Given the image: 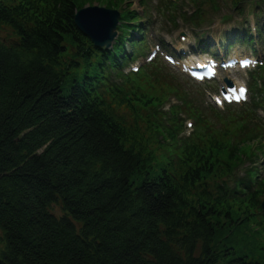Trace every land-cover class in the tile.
I'll return each mask as SVG.
<instances>
[{
    "label": "trees",
    "instance_id": "trees-1",
    "mask_svg": "<svg viewBox=\"0 0 264 264\" xmlns=\"http://www.w3.org/2000/svg\"><path fill=\"white\" fill-rule=\"evenodd\" d=\"M89 2L0 0V264H264V180L254 186L252 170L264 146L246 165L225 141L231 130L250 138L241 147L263 140L247 119L260 120L264 67L251 76L249 102L226 109L225 135L203 137L199 121L194 140L179 142L151 124L153 107L145 112L167 95L164 66L125 74L145 41L122 27L111 49H96L73 21ZM244 2L220 0L208 14L229 6L242 16ZM169 3L160 15L185 21ZM262 10L256 0L257 40ZM247 31H235V41L251 42ZM129 78L137 85L127 90Z\"/></svg>",
    "mask_w": 264,
    "mask_h": 264
},
{
    "label": "rangeland",
    "instance_id": "rangeland-1",
    "mask_svg": "<svg viewBox=\"0 0 264 264\" xmlns=\"http://www.w3.org/2000/svg\"><path fill=\"white\" fill-rule=\"evenodd\" d=\"M163 1L164 0H120L117 7L113 9L108 8L109 10H116L119 15H122V21L119 20L117 28L123 27L125 30L129 31L133 28V30L130 31L133 36L137 39H144L145 41L144 48L140 46V57L136 62L129 63L125 74H128L127 72H129L137 76L146 66H150L155 61H160L162 63L165 68V71L162 74L166 76L165 87H163V89L167 95L161 101L151 103V107L146 108L145 112L146 114L151 113V108L153 107V111H155L158 116L156 117L157 119H150V121H152L151 124L158 126L159 128L160 125H162L164 129L166 127L167 130L176 132V139L179 142L184 141L186 143L187 141L194 140L193 137L197 134L199 121H205L203 122V125H205L203 137L207 134H213L214 132H216L218 136H221L222 134L225 135L224 127L227 118L225 111L227 108L239 107L240 105H227L223 103L221 91L222 89H225L224 80H229L235 87L244 85L248 90L247 101H249L252 97V93L248 87V83L250 85L252 84L251 76L255 74L254 71L257 68L264 67V30L262 34L263 40L258 41L255 45H253L252 42H249V40L236 42L234 39L236 30H238L236 31L238 33L249 30L251 39L255 38L254 26L256 22L253 18L255 17V14L252 11L256 0H245L242 16L236 14L235 11H232L229 6H225L220 14L215 17L212 15L209 16L208 13H210L214 4L220 3V0H165L168 3L169 1L172 3H169L168 9L174 11L172 6H178L181 10L180 15L185 18V21H183L179 16H176L173 22H169V17H164L163 14L161 16L160 11H158L160 10ZM199 1L201 4L196 6L195 3ZM103 2L104 0H91V2L86 3L82 8L101 7L107 9ZM223 5H225V2H223ZM132 12L137 14V19L139 21H136V23L132 22L134 19L129 20L124 16V14ZM223 16L227 17L229 21L221 19ZM205 17H208V19L202 22L200 19ZM256 21L261 27L264 26L263 10L262 14L256 17ZM138 22L143 24V29L145 30L143 33L141 32V34L137 28ZM196 23L201 25L198 26ZM116 32L118 33L117 29ZM115 38L112 44L117 42L118 35L117 38ZM221 38L224 40L223 42L221 41ZM198 40L203 41L201 47L207 46L212 49V54H214V51H217L218 59L220 60L228 57H236V59H239L246 56L258 60L255 62L254 66L252 65L246 71H221L213 81L198 84L188 78L180 69V63L182 61H188L190 59L189 62H191L192 59H195L194 57H204V55H199V51L196 49ZM252 46H254L255 49L251 48ZM130 49V46L125 44V51L127 53L130 52ZM192 52H194V54ZM151 55H155V57L149 61ZM128 76H130V74H128ZM255 81L256 83L258 82L256 79ZM133 84L137 85L133 78L127 79V90H130L128 85ZM138 100L143 101L144 99L139 98ZM217 100L222 103V105L218 104ZM157 103L164 104L162 106L158 105L157 107H154ZM192 111L197 113L190 115ZM256 114L260 117V120L254 121V117H248L247 120L249 123L261 128L262 133L264 134V107L257 109ZM250 116H253V114ZM158 118H160V120H158ZM237 121L239 124L242 123L239 118H236L233 122ZM230 134L231 137L225 141L230 149L237 148L240 150L235 158L241 159V164L244 163L248 165L250 162H247V160L252 159L251 156L256 153L258 147H260V150L262 151L264 137L263 140H259L261 141L260 145H257V143L254 142L253 144L248 143L245 147H241L240 144L242 141L250 139L249 137H245V131L244 133L241 131L240 136L244 134L242 137H238L237 134L232 132V130L230 131ZM203 137L200 139L205 141ZM253 138H257V136L255 137L253 135ZM237 140L239 143H236ZM167 145L169 149H171L170 151H172L177 147V142H175V146H173L172 143H167ZM255 156H257V154H255ZM259 160L260 162L256 167L252 168V170H255L258 174V177L254 178V186L257 180H264L262 179L264 178V157ZM236 170H240L237 177L243 175L245 172V169L241 170L240 167L236 168ZM150 177L152 178L151 175ZM263 202L264 199H260V205ZM51 211L55 216H61L60 208L57 204L52 206ZM257 217L259 218V216ZM254 236L256 235L252 234V237ZM0 238H3V235L1 237V232ZM3 248L4 243L0 240V253Z\"/></svg>",
    "mask_w": 264,
    "mask_h": 264
},
{
    "label": "water",
    "instance_id": "water-1",
    "mask_svg": "<svg viewBox=\"0 0 264 264\" xmlns=\"http://www.w3.org/2000/svg\"><path fill=\"white\" fill-rule=\"evenodd\" d=\"M119 13L101 7H86L79 9L74 14V25L76 29L87 38L96 49H109L116 37V27ZM226 86L231 83L225 81ZM264 214V202L260 205Z\"/></svg>",
    "mask_w": 264,
    "mask_h": 264
},
{
    "label": "snow or ice",
    "instance_id": "snow-or-ice-1",
    "mask_svg": "<svg viewBox=\"0 0 264 264\" xmlns=\"http://www.w3.org/2000/svg\"><path fill=\"white\" fill-rule=\"evenodd\" d=\"M245 63H251V61H246ZM241 92H243V90H241Z\"/></svg>",
    "mask_w": 264,
    "mask_h": 264
},
{
    "label": "bare ground",
    "instance_id": "bare-ground-1",
    "mask_svg": "<svg viewBox=\"0 0 264 264\" xmlns=\"http://www.w3.org/2000/svg\"><path fill=\"white\" fill-rule=\"evenodd\" d=\"M183 68V67H182Z\"/></svg>",
    "mask_w": 264,
    "mask_h": 264
}]
</instances>
